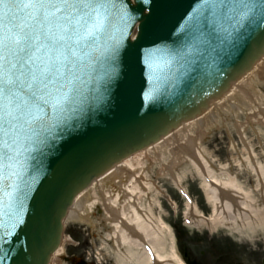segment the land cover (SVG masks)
Listing matches in <instances>:
<instances>
[{"label":"water","instance_id":"95a60500","mask_svg":"<svg viewBox=\"0 0 264 264\" xmlns=\"http://www.w3.org/2000/svg\"><path fill=\"white\" fill-rule=\"evenodd\" d=\"M252 2L240 20L223 8L213 15L204 0H110V27L92 67L77 73L76 93L18 137L16 175L4 180L15 187L0 193V264H49L81 192L199 117L253 68L264 56V14Z\"/></svg>","mask_w":264,"mask_h":264},{"label":"snow or ice","instance_id":"6c2138e0","mask_svg":"<svg viewBox=\"0 0 264 264\" xmlns=\"http://www.w3.org/2000/svg\"><path fill=\"white\" fill-rule=\"evenodd\" d=\"M218 8L252 12V0H204ZM110 0H0V193L11 180L21 133L42 128L49 110H63L77 88V73L92 67L93 55L110 27ZM264 14V0H259ZM230 18H232L230 16ZM207 19V17H205ZM8 171L5 177V170ZM11 197L12 193H6ZM2 200V198H0Z\"/></svg>","mask_w":264,"mask_h":264},{"label":"rangeland","instance_id":"374dc122","mask_svg":"<svg viewBox=\"0 0 264 264\" xmlns=\"http://www.w3.org/2000/svg\"><path fill=\"white\" fill-rule=\"evenodd\" d=\"M250 84V96L257 111L264 109V78L254 75L250 79ZM217 111L216 126L202 130V135L195 141L193 150L197 149L222 179L225 178L222 173L235 177L240 188L249 196L251 206L257 210H264V123L250 122L249 112L244 110L239 113L228 110ZM189 133L196 135L194 128L190 129ZM171 161L172 157L165 154L158 156L154 162L143 164L145 176L155 188L148 197L143 198L142 205H150L151 216L159 220L166 229L159 237L156 247H147V255L160 259L159 264H177L171 258L174 252L179 261H182L177 251L178 241L173 229L175 225L191 237L222 240L223 242L218 245L221 249L234 246L239 256L238 261L243 264L262 262L264 260V220L259 222L258 219H253L247 223L240 218L227 219L213 231L208 226L195 227L192 223L188 224L189 220L184 222L186 205L181 194L188 196L190 203L195 207L196 215L209 218L212 210L200 189L201 179L196 169L187 162L179 163L171 168ZM164 167L170 169V172H167L165 176L158 175ZM88 221L89 223L65 222L64 239L70 238L66 245L80 244L77 252L71 246H66L64 248L66 255H82L87 251L90 257L96 256L102 264L104 262L105 264H135L132 257H127L131 250L116 252L114 249L109 239V227L104 222L103 213L98 207L92 209ZM123 255L127 258L120 257ZM229 261L224 260L221 264Z\"/></svg>","mask_w":264,"mask_h":264},{"label":"bare ground","instance_id":"6f19581e","mask_svg":"<svg viewBox=\"0 0 264 264\" xmlns=\"http://www.w3.org/2000/svg\"><path fill=\"white\" fill-rule=\"evenodd\" d=\"M254 75L264 78V57L252 68V71L231 85L226 94L201 116L183 124L157 143L128 157L94 180L88 189L75 198L66 215V222L89 223L88 217L92 209L98 207L103 213L104 222L109 227V239L116 252L131 250L129 254L127 253V257H132L135 264H159L160 259L147 255V247H156L159 237L166 229L159 220L151 216L150 205H142L143 198L148 197L155 188L146 178L143 164L154 162L158 156L165 154L172 157L171 168L187 162L196 169L201 179L200 189L212 210V215L204 218L196 215L193 206L188 204L184 214L189 220L188 224L192 223L195 227L208 226L213 231L227 219L240 218L247 223L253 219H258L259 222L264 220V210H257L251 206L249 196L240 188L235 177L225 173H222L225 178L219 177L197 149L196 161L184 154V150L189 149L188 140L193 136L189 133L190 129H195L196 138L199 139L203 129L216 126L217 110H228L233 113L244 110L249 112L250 122L264 123V114L261 110L257 111L249 92L250 79ZM167 172L169 173L170 169L164 167L158 175L165 176ZM225 192L234 198L231 202L224 199ZM123 224L136 232L140 238L132 236ZM60 246L49 264H55L57 261V256L62 250V245ZM171 255L177 264H181L174 252ZM120 257L127 258L124 255Z\"/></svg>","mask_w":264,"mask_h":264},{"label":"flooded vegetation","instance_id":"af4514ba","mask_svg":"<svg viewBox=\"0 0 264 264\" xmlns=\"http://www.w3.org/2000/svg\"><path fill=\"white\" fill-rule=\"evenodd\" d=\"M221 242L222 240L219 241L215 238L191 237V235L185 234L183 237L184 244L180 249L181 255L185 260L184 264H221L224 260H230L225 264H243L238 261L239 256L236 254L235 247L221 249L218 246ZM79 246L80 244H77L72 248L77 252ZM66 258H69V260H63L62 264H94L83 259V254L66 255ZM251 264H264V261L260 263L251 262Z\"/></svg>","mask_w":264,"mask_h":264},{"label":"trees","instance_id":"16d2710c","mask_svg":"<svg viewBox=\"0 0 264 264\" xmlns=\"http://www.w3.org/2000/svg\"><path fill=\"white\" fill-rule=\"evenodd\" d=\"M178 235V234H177Z\"/></svg>","mask_w":264,"mask_h":264}]
</instances>
